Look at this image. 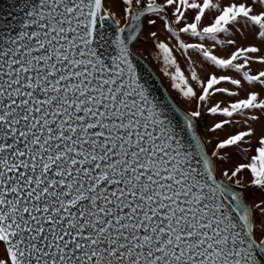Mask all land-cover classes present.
<instances>
[{"label":"snow or ice","instance_id":"1","mask_svg":"<svg viewBox=\"0 0 264 264\" xmlns=\"http://www.w3.org/2000/svg\"><path fill=\"white\" fill-rule=\"evenodd\" d=\"M261 237L264 0H33L0 34V264H262Z\"/></svg>","mask_w":264,"mask_h":264},{"label":"water","instance_id":"2","mask_svg":"<svg viewBox=\"0 0 264 264\" xmlns=\"http://www.w3.org/2000/svg\"><path fill=\"white\" fill-rule=\"evenodd\" d=\"M33 0H0V34L12 32L16 34L20 29L22 20L25 18L26 5ZM135 61L138 65V72L146 79L152 89V94L161 100L168 99L176 108L183 110L174 100L163 81L149 63L136 53ZM179 116V113H175ZM264 264V257H259Z\"/></svg>","mask_w":264,"mask_h":264},{"label":"rangeland","instance_id":"3","mask_svg":"<svg viewBox=\"0 0 264 264\" xmlns=\"http://www.w3.org/2000/svg\"><path fill=\"white\" fill-rule=\"evenodd\" d=\"M223 2V0H221ZM207 22V21H206ZM134 51L140 55L142 58H144L149 65L155 70V72L159 75L161 80L163 81L164 85L176 101V103L182 108H188L189 110L192 107V102L185 100L178 92H176L174 89L170 87V80L167 76H164L161 71V65L154 59V53L152 52V48L150 44L144 43L138 45ZM182 69L186 72L188 71L187 65L181 64ZM199 71V67L197 69ZM212 122L211 118H207L204 121L201 122L200 130L203 133L205 131V124H210ZM213 140H215V137H211ZM260 239H264V237H261Z\"/></svg>","mask_w":264,"mask_h":264}]
</instances>
